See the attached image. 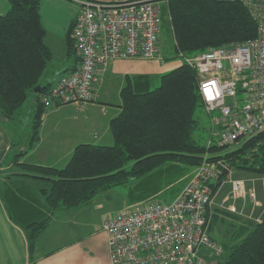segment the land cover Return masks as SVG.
Here are the masks:
<instances>
[{
	"label": "trees",
	"instance_id": "16d2710c",
	"mask_svg": "<svg viewBox=\"0 0 264 264\" xmlns=\"http://www.w3.org/2000/svg\"><path fill=\"white\" fill-rule=\"evenodd\" d=\"M165 3L175 47L186 55L241 44L258 36L257 23L243 0H167ZM9 5L7 14L0 17V116L14 119L30 96L36 97L31 141L15 162L23 170L21 177L44 182L41 192L50 213L42 221L26 226L31 255L36 240L57 214L82 209L101 193L166 168L170 173L168 180L185 175L190 168L201 164L205 153L212 152L209 154L212 160L222 161V176L212 185L214 195L231 170L264 177V133L230 149L208 148L201 143L197 137L201 127L196 116L202 107L198 75L187 65L161 76L160 87L153 91L137 84L135 78H127L121 92V112L110 123L112 146L78 145L62 169L19 164V159L40 139L42 117L47 109L40 95L52 87L44 85V76L54 55L46 42L41 0H9ZM68 40L69 53H76L72 37ZM37 87L40 91L35 93ZM214 220L212 229L217 222ZM233 228L230 235L233 244L223 246V254L227 252V256L223 260L222 254L216 261L264 264V214L249 229Z\"/></svg>",
	"mask_w": 264,
	"mask_h": 264
},
{
	"label": "built area",
	"instance_id": "2783aa9c",
	"mask_svg": "<svg viewBox=\"0 0 264 264\" xmlns=\"http://www.w3.org/2000/svg\"><path fill=\"white\" fill-rule=\"evenodd\" d=\"M160 1H77L81 8L71 37L80 64L42 93L41 102L89 103L112 61L155 59L162 31ZM243 1L257 23L255 39L191 56L178 52L181 64L198 75L208 148L230 149L264 133V0ZM209 154L172 202L136 204L104 223L111 264L218 263L223 249L212 241L210 226L212 185L222 176V161ZM231 184L233 198L257 200L254 185L249 190L244 181Z\"/></svg>",
	"mask_w": 264,
	"mask_h": 264
},
{
	"label": "crops",
	"instance_id": "0c3cea01",
	"mask_svg": "<svg viewBox=\"0 0 264 264\" xmlns=\"http://www.w3.org/2000/svg\"><path fill=\"white\" fill-rule=\"evenodd\" d=\"M77 1L131 0H41L46 42L54 55L44 76V85L56 86L80 64L78 53L70 54L68 51V39L81 8ZM9 8V0H0V17L7 14ZM181 66L180 61L171 62L170 59L166 62L162 59L147 62L141 58L112 61L96 85L91 102L72 111H63L64 105L57 102L47 106L42 117L39 142L19 159V164L62 169L67 166L78 145L114 144L110 123L121 112V92L127 78L130 76L137 84L147 86L148 76L160 77ZM31 101L28 116H22L21 112L12 120L0 116V264H111L107 234L103 228H95L85 218L92 211L90 206L57 214L36 240L34 253L30 254L26 226L50 215L41 192L44 182L21 177L23 170L15 162L16 156L26 151L31 141L36 97L33 96ZM69 128L76 131L75 135L68 134ZM168 171L166 168L143 178L141 187L149 188L148 183H151L153 193L150 196L155 195L165 184L168 186L181 176L168 180ZM171 171L174 176L175 168Z\"/></svg>",
	"mask_w": 264,
	"mask_h": 264
},
{
	"label": "rangeland",
	"instance_id": "374dc122",
	"mask_svg": "<svg viewBox=\"0 0 264 264\" xmlns=\"http://www.w3.org/2000/svg\"><path fill=\"white\" fill-rule=\"evenodd\" d=\"M160 2L162 8V13H161L162 31L159 38V51L155 59L148 60L147 62H152L155 60L161 61V59L165 60V62L166 60L169 59L171 60V62L180 61L178 57L179 50L177 49V47H175V42H176L175 36L173 34V29L170 26L171 23L169 22L170 21V15L168 14L169 11L166 8V6L168 7V4L165 3L167 2V0H161ZM173 57L176 58L172 59ZM145 85H147L146 87L150 91L157 89L161 85V76L160 77H156L154 75L148 76V80L145 82ZM32 98L33 95L26 101L24 106H22V108L18 111L22 113V116H28V108L30 102H32L31 101ZM82 105L83 104H78L77 106L74 104H67L63 106V111L79 110ZM196 116L199 119V123L201 127V131L200 133H197L198 134L197 137L201 138V143L205 145L209 133H208L207 120L201 108L197 110ZM75 132L76 131L74 129H70V128L68 129V134H70L71 136L75 135ZM209 153L211 154L212 152ZM35 156L37 157L38 155ZM199 168L200 165L194 169L190 168L189 171L185 175H181L176 182L168 186L165 184L161 189V191L157 192L153 196H150L153 193L151 189L152 188L151 183H148L149 188H146L144 185L141 187L140 181L143 179L131 181L124 186L116 187L114 189L101 193L94 198L91 204L88 205L90 206L92 211L85 218L88 219L91 224L93 223L95 228L99 227V229H101L103 228V225L107 221V219L114 217L115 215H118L122 211L128 209L129 207H131L132 203L133 205H136L137 202H139L137 204H142V203L166 204L172 201L177 191H180L181 187H183L182 190L185 188V186L189 183V180L193 177L196 170ZM263 178L264 177L254 173L231 170L226 180H224V183L222 184L223 186L219 189L218 193L215 195L211 223L215 221L214 219H216L217 222H215V226L213 229L212 226H210V236L212 238V241L218 246H220L222 249L224 245L233 244L232 242H234L230 238L231 232H233L234 229L233 226H237V227L246 226L249 229L250 224L258 223L261 221L262 216L264 214ZM234 180L246 182L247 188L249 190H251L252 186L254 185V187L257 188V192H258L257 200L253 201L250 197L237 198V199L233 198L230 195V193L233 189V185L231 184V182ZM138 196H139V201L137 200ZM258 202L260 204H258ZM66 212H74V211H66ZM227 254H228L227 252H224L222 256L223 260L227 256Z\"/></svg>",
	"mask_w": 264,
	"mask_h": 264
},
{
	"label": "water",
	"instance_id": "95a60500",
	"mask_svg": "<svg viewBox=\"0 0 264 264\" xmlns=\"http://www.w3.org/2000/svg\"><path fill=\"white\" fill-rule=\"evenodd\" d=\"M40 91V87H37L36 89H35V93H38ZM217 264H221V263H217Z\"/></svg>",
	"mask_w": 264,
	"mask_h": 264
}]
</instances>
